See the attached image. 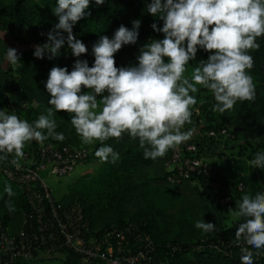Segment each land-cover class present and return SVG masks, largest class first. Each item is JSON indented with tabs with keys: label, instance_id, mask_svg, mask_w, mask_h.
<instances>
[{
	"label": "trees",
	"instance_id": "1",
	"mask_svg": "<svg viewBox=\"0 0 264 264\" xmlns=\"http://www.w3.org/2000/svg\"><path fill=\"white\" fill-rule=\"evenodd\" d=\"M148 2L150 0H105L103 5L97 6L91 0L87 9L90 15L73 26L76 38L87 47V54L74 57L65 44L59 56L48 59L46 55L38 59L33 56L34 46L44 43L46 34L58 22L51 11L56 0H0V31L13 34L19 44L12 45L4 37L0 40V110L29 123L41 114L46 115L51 105L44 82L50 68L55 65L71 71L76 59L87 60L92 66L91 49L99 36L112 38L120 25L131 29L132 21L139 19L137 42L122 46L114 56L117 67L137 64L140 47L150 39L163 38V33L151 27L153 23L162 27L163 21L146 11ZM257 43L259 49L249 53L254 67L248 70L255 85L254 100L237 101L231 110L221 113L213 110L216 102L208 89L198 86L199 91L192 94L197 103L191 107V123H186L182 129L191 132V136L180 144L181 153L182 157H196L213 165L208 174L190 172L187 176H179V180H170L179 173L177 164L169 161L174 148L162 158L146 159L139 140L127 134L122 140L112 138L105 142L119 154V159L115 163L101 162L94 154L100 142L84 144L71 124V114L55 112L56 131L63 133L65 139L45 141L83 147L85 154L79 162L94 165L78 178L81 189L70 187L57 198L60 203H80L91 231L98 235L111 226L126 229L128 224L134 225L133 233L147 235L153 245L146 264H241L242 253L235 243V231L241 221L233 217L227 222L231 217L227 207L235 212L243 195L264 192V169L251 164L257 153L264 152V36L258 37ZM7 47L17 50L21 60L19 67L4 66ZM208 55L198 49L196 60L187 66V74L190 75L199 60ZM222 127L228 134L219 132ZM210 130L217 133L209 134ZM187 143H194L196 149L186 148ZM37 145L34 140L28 142L24 151L31 154ZM10 157L15 158L14 153L7 159ZM6 160L0 161V219L10 233L15 234L30 206L19 185L3 172ZM211 180L219 184L213 186ZM239 182L243 184L242 189H238ZM6 184L14 192L11 197L4 191ZM223 196L231 201L221 203L219 198ZM9 199L15 209L11 212L6 206ZM201 220L214 223L215 230L205 233L197 229L195 223ZM142 244L133 236L127 240L132 252ZM244 246L253 253V264H264V249ZM58 256L63 264H79V255L72 249L60 250ZM37 260L36 257L19 258L16 264H32ZM94 264L109 263L97 258Z\"/></svg>",
	"mask_w": 264,
	"mask_h": 264
},
{
	"label": "clouds",
	"instance_id": "2",
	"mask_svg": "<svg viewBox=\"0 0 264 264\" xmlns=\"http://www.w3.org/2000/svg\"><path fill=\"white\" fill-rule=\"evenodd\" d=\"M90 2L56 0L51 11L58 22L46 34L47 40L34 46L33 56L53 59L65 44L74 57L87 54L73 26L90 15ZM94 3L100 6L105 0ZM146 11L163 21L162 27L151 25L163 38L144 43L137 64L117 67L114 56L122 46L137 42L139 19L132 21L131 29L120 25L112 38L99 36L91 49L92 66L76 59L71 71L55 65L50 68L44 82L51 105L46 115L29 123L0 110V161L14 153L11 163L19 169L26 143L42 144L49 138L63 141L65 136L56 131L53 118L58 111L71 114V124L84 144L100 142L94 154L101 162L119 159L105 142L122 140L124 134L138 139L144 157L155 160L190 138L191 132L182 129L191 123V107L197 103L192 94L199 91L198 86L212 93L213 110L221 113L237 101L255 99V85L248 73L254 59L249 53L259 49L257 38L264 36V0H150ZM5 34L0 31V40ZM198 49L209 55L188 75L187 66L196 60ZM20 61L17 50L7 47L4 66L19 67ZM251 164L264 169V152L257 153ZM4 191L9 197L14 195L10 185ZM6 206L10 212L15 210L10 199ZM233 215L241 221L235 231L240 262L253 264V253L244 245L264 249V192L243 195ZM195 227L205 233L215 230L214 223L203 220Z\"/></svg>",
	"mask_w": 264,
	"mask_h": 264
},
{
	"label": "built area",
	"instance_id": "3",
	"mask_svg": "<svg viewBox=\"0 0 264 264\" xmlns=\"http://www.w3.org/2000/svg\"><path fill=\"white\" fill-rule=\"evenodd\" d=\"M219 132L228 134L225 127ZM216 133L209 131L212 135ZM181 148V145L176 146L169 159L177 164L179 171L178 176L170 177V180H179V176H187L190 172L208 174L214 168L199 158L182 157ZM186 148L196 149V145L187 143ZM84 154L83 147L44 141L38 143L33 153L24 151L19 169L11 163L14 157L4 161L3 172L19 185L30 208L28 215L23 214L22 226L15 234L10 233L0 219V264H16L19 258L51 256L68 248L78 253L79 264H94L97 258L105 259L109 264H146L149 261L153 249L151 239L147 235L142 237L139 232L133 233L134 225L128 224L126 229L111 226L98 235L91 231L80 203L61 204L51 193L40 171L49 168L53 173H67ZM210 183L214 186L219 181L211 180ZM242 188L243 184L239 182L238 189ZM219 201L227 203L231 199L223 196ZM131 236L143 243L134 252L127 246Z\"/></svg>",
	"mask_w": 264,
	"mask_h": 264
},
{
	"label": "rangeland",
	"instance_id": "4",
	"mask_svg": "<svg viewBox=\"0 0 264 264\" xmlns=\"http://www.w3.org/2000/svg\"><path fill=\"white\" fill-rule=\"evenodd\" d=\"M4 38L7 40L10 44H15L19 46L16 39L14 38L13 34H5ZM94 165L92 162H79L74 166V169L66 174H54L49 172V168L42 169L40 171V174L42 178L45 180V182L49 185L50 191L53 194L54 197L60 198L63 196L64 193L68 191L70 187L76 186L79 189L81 187L80 184L77 182L78 178L83 174V172H86L87 170L93 169ZM92 190V189H91ZM228 211L231 213V217H228L227 222H229L230 218H233V211L232 208L227 207ZM231 209V211L229 210ZM48 257V256H47ZM32 264H63L60 260V257H49V258H43L37 260L35 263Z\"/></svg>",
	"mask_w": 264,
	"mask_h": 264
},
{
	"label": "crops",
	"instance_id": "5",
	"mask_svg": "<svg viewBox=\"0 0 264 264\" xmlns=\"http://www.w3.org/2000/svg\"><path fill=\"white\" fill-rule=\"evenodd\" d=\"M59 256H60V255H59ZM59 256H58V253H57V254L54 255L53 257H59ZM43 258H49V257L44 256V255H39V256L36 257V259H43Z\"/></svg>",
	"mask_w": 264,
	"mask_h": 264
}]
</instances>
